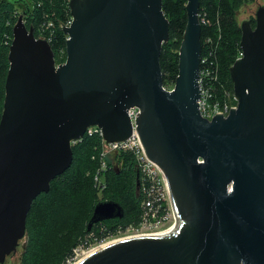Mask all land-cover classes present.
I'll return each mask as SVG.
<instances>
[{"label": "water", "instance_id": "obj_1", "mask_svg": "<svg viewBox=\"0 0 264 264\" xmlns=\"http://www.w3.org/2000/svg\"><path fill=\"white\" fill-rule=\"evenodd\" d=\"M64 64L19 15L0 117V264L26 234L31 201L71 164V141L97 125L107 142L136 134L163 171L181 228L99 248L78 264H264V6L242 21V57L230 66L237 108L198 112L199 0H187L174 90L159 65L168 21L162 0H68ZM200 161V162H199ZM138 178V172H137ZM139 183L137 180V189ZM100 200L87 224L121 218Z\"/></svg>", "mask_w": 264, "mask_h": 264}, {"label": "trees", "instance_id": "obj_2", "mask_svg": "<svg viewBox=\"0 0 264 264\" xmlns=\"http://www.w3.org/2000/svg\"><path fill=\"white\" fill-rule=\"evenodd\" d=\"M187 0H162V11L168 21V38L162 43L159 65L163 85L175 82L179 71V47L185 29ZM240 0H199L201 55L211 51L210 67L215 69L216 90L233 91L230 66L240 49L241 25L236 19ZM70 14L68 0H0V117L4 108L5 83L9 68V48L13 25L22 15L25 26L32 25L37 37L41 25L52 22L48 44L55 61L66 58V40L59 22ZM249 23L254 29L256 20ZM208 40V41H207ZM207 42V43H206ZM72 161L61 174L51 179L47 191L31 201L26 215V241L20 253V264H66L73 249L83 244L86 235L102 239L115 230L137 225L142 213V195L137 189V168L130 152H114L107 157L102 189L105 198L98 199L94 175L100 163L101 142L98 135L84 134L71 146ZM113 159V160H111ZM113 200L123 209L121 218L94 223L87 230L95 204Z\"/></svg>", "mask_w": 264, "mask_h": 264}, {"label": "built area", "instance_id": "obj_3", "mask_svg": "<svg viewBox=\"0 0 264 264\" xmlns=\"http://www.w3.org/2000/svg\"><path fill=\"white\" fill-rule=\"evenodd\" d=\"M22 21L25 22L23 16ZM72 21L73 16L70 13L66 19L59 22V27L61 29H63V26L70 27ZM51 29V21L43 23L40 33L36 38L42 37L48 42ZM64 35L65 40L70 39L67 33H64ZM210 53L211 51H207V53L200 54V66L197 79L199 89V96L197 99L198 112L202 118L208 121H210L216 113H221L223 117H226L230 113V108L236 109L238 105V100L234 96V91L231 92L223 87H221L219 91L216 90L215 83L217 81V74L215 69L211 68L210 63H208L211 62L209 60V56H211ZM241 57L242 51L240 50L235 60ZM65 59L63 61H55V68H57L59 64H64ZM174 87L175 82L171 85H162V88L169 92L173 91ZM127 112L131 123V133L126 139L107 142L103 138L102 129L97 125L87 127L84 134L90 136L98 135L100 137V163L94 175L95 185L99 190L103 187L102 178L107 168V157L111 153L120 151L130 152L133 155L138 172V189L142 195V213L139 223L137 225H128L124 231L131 234L144 231L150 233L164 226L166 220L169 218L170 201L167 182L161 168L146 155L142 143L136 134V116L140 113V109L136 106H132L127 109ZM77 141L78 140H72L70 143L73 145ZM77 259L76 256H72L68 259V263L74 262Z\"/></svg>", "mask_w": 264, "mask_h": 264}, {"label": "rangeland", "instance_id": "obj_4", "mask_svg": "<svg viewBox=\"0 0 264 264\" xmlns=\"http://www.w3.org/2000/svg\"><path fill=\"white\" fill-rule=\"evenodd\" d=\"M262 6H264V0H240V4H239L237 12H236V19H237L238 24L241 25L242 21H247L252 16L255 17L257 10L259 9V7H262ZM111 160H113V159H111ZM165 179H166V176H165ZM166 182H167V186L169 187L167 179H166ZM169 195H170V191H169ZM97 198L98 199L105 198L102 195V193L100 192V190L98 192ZM170 203H171V196H170ZM172 213L173 212H170L169 218H168V220H166V222L164 224V227H162L160 229H157L154 232L164 231L167 228H170L172 226V224L174 222ZM124 229L115 230L111 234L106 235L104 238L98 239V240L95 239L96 236L94 235V233L90 234V235H86L85 236L86 240L84 241V243L83 244H78L73 249L72 256L73 257L76 256L79 259V258H81L84 255V253L88 252L89 249H91L92 247H95V246L103 243L104 241H107V240L112 239V238H117V237L125 235V234H131V233H126L124 231ZM140 233H145V232H140ZM140 233H137V234H140ZM25 241H26V237H24L23 239H21L19 241L18 246L16 248V251L11 253V254H9L5 258V261L3 262V264H20L19 257H20V253L22 252V249H23V246L25 244ZM68 259L66 261V264H72L73 262L68 263Z\"/></svg>", "mask_w": 264, "mask_h": 264}, {"label": "bare ground", "instance_id": "obj_5", "mask_svg": "<svg viewBox=\"0 0 264 264\" xmlns=\"http://www.w3.org/2000/svg\"><path fill=\"white\" fill-rule=\"evenodd\" d=\"M167 190L170 191V195H169V201H170V196H171V203H170V208L171 209H170V212H173L172 216H173V219H174V222H173V224H172V226L170 228H167L164 231L151 232V233L144 231L145 233H140L139 232L140 234H125V235L119 236L117 238L109 239V240L104 241L103 243H101V244L89 249L88 252L84 253V255L81 258H79L78 260L74 261L72 264H78L84 257H86L87 255H89L90 253H92L93 251H95V250H97L99 248L105 247L107 245H110L112 243H116V242H119V241H122V240H125V239L135 238V237H139V236L171 237L174 234H176L177 231L181 228L182 225H181V221L179 219L178 213H177V208H176V205H175L174 200H173V196H172V193H171V190H170V186L169 187L167 186ZM169 191H168V193H169ZM162 227H164V226H162Z\"/></svg>", "mask_w": 264, "mask_h": 264}, {"label": "flooded vegetation", "instance_id": "obj_6", "mask_svg": "<svg viewBox=\"0 0 264 264\" xmlns=\"http://www.w3.org/2000/svg\"><path fill=\"white\" fill-rule=\"evenodd\" d=\"M11 254V253H10ZM5 261V260H4ZM3 264V263H2Z\"/></svg>", "mask_w": 264, "mask_h": 264}]
</instances>
